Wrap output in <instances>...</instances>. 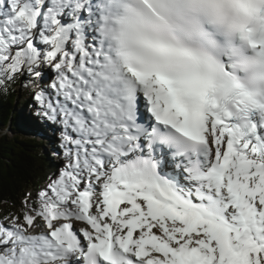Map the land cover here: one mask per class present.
<instances>
[{"label": "snow or ice", "instance_id": "obj_1", "mask_svg": "<svg viewBox=\"0 0 264 264\" xmlns=\"http://www.w3.org/2000/svg\"><path fill=\"white\" fill-rule=\"evenodd\" d=\"M21 78L64 164L0 264H264V0H0Z\"/></svg>", "mask_w": 264, "mask_h": 264}, {"label": "trees", "instance_id": "obj_2", "mask_svg": "<svg viewBox=\"0 0 264 264\" xmlns=\"http://www.w3.org/2000/svg\"><path fill=\"white\" fill-rule=\"evenodd\" d=\"M22 80L0 93V218L19 212L25 196L45 182L51 161L42 152L43 143L26 132L25 119L15 108ZM35 89L29 87L26 93Z\"/></svg>", "mask_w": 264, "mask_h": 264}, {"label": "rangeland", "instance_id": "obj_3", "mask_svg": "<svg viewBox=\"0 0 264 264\" xmlns=\"http://www.w3.org/2000/svg\"><path fill=\"white\" fill-rule=\"evenodd\" d=\"M23 78H21L22 80ZM27 81H25L24 79L22 80V83L20 84L19 88L17 89V94H18V103L15 105V108L17 109V111L22 115V117H24L25 119V129L26 132H28L30 135H32L35 139H37V141H43V148H42V152L44 154H48L51 158L50 162V166L48 167L49 169L47 170V175H46V179L45 182L42 183V185L39 186V188H37L35 190V192L33 193V195H35L36 192H38L40 189H42L47 181H48V177L51 176L55 171H57V169L59 167H61V161L63 159V152H60V148H58V145L60 144L59 142H55L56 145V149H55V153L53 152V147H52V142H50V144L46 141H44V139L41 136H37L36 134L30 132V130L28 129V127H30L33 124L32 120H40L43 123L45 122V120L42 117H39L36 115V113L39 111V104L38 102L34 99V92L37 91L38 89L36 88L35 90H33V92L31 94H27L26 91L29 89V87L32 89L33 85L31 82H29V85H27V87H25V83ZM51 83V78L46 79L42 84L41 87H45L47 88V84ZM35 88V87H34ZM48 93L52 92V96H50V98H52L54 101L56 99L55 97V93L54 90L47 88ZM27 94V95H26ZM39 117V118H37ZM8 133V132H5ZM9 134V133H8ZM39 222V221H38ZM40 230H44L42 228H38Z\"/></svg>", "mask_w": 264, "mask_h": 264}, {"label": "bare ground", "instance_id": "obj_4", "mask_svg": "<svg viewBox=\"0 0 264 264\" xmlns=\"http://www.w3.org/2000/svg\"><path fill=\"white\" fill-rule=\"evenodd\" d=\"M53 74H49V78H51ZM50 96H52V92H49ZM39 118V117H37ZM33 124L28 127V129L30 130V132L36 134L37 136H41L44 141H46V143L48 142L50 144V142H52V147H53V143H60V125H55V124H51L50 122L46 121L43 123L42 121L38 120L36 121L35 119L32 120ZM55 130V131H53ZM43 143V141H40ZM44 145V144H43ZM60 145V144H59ZM58 145V148H60ZM60 152H63V149L60 148ZM48 155V154H47ZM49 156V155H48ZM64 164V159H62L61 161V166ZM74 227H79V224L77 223L76 225H74ZM37 233L41 232L42 230L37 229L36 230Z\"/></svg>", "mask_w": 264, "mask_h": 264}]
</instances>
